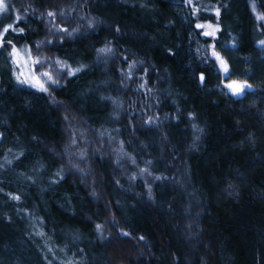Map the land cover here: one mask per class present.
Listing matches in <instances>:
<instances>
[{"label": "trees", "instance_id": "obj_1", "mask_svg": "<svg viewBox=\"0 0 264 264\" xmlns=\"http://www.w3.org/2000/svg\"><path fill=\"white\" fill-rule=\"evenodd\" d=\"M255 1L9 0L24 33L8 38L58 84L18 83L0 58V264H264Z\"/></svg>", "mask_w": 264, "mask_h": 264}, {"label": "snow or ice", "instance_id": "obj_2", "mask_svg": "<svg viewBox=\"0 0 264 264\" xmlns=\"http://www.w3.org/2000/svg\"><path fill=\"white\" fill-rule=\"evenodd\" d=\"M186 2L188 4H192V0H186ZM10 5H8L5 0H0V14H6L11 10ZM253 10L255 11V5H253ZM47 15L49 17H55L56 13L49 11L47 13ZM215 15L217 18H219L220 16V9L216 8L215 9ZM22 17L20 15H15L14 17H7L8 22L4 23V24H0V48L5 46V43H7L8 46L11 47V51L9 52V56L13 57L14 62L16 60V57L19 56V51L16 48V45L12 43L11 40H7L5 42V40L3 39L6 34L10 33V32H15L18 34H23L24 33V28H18L16 25L21 21ZM257 19L264 21V15H257ZM197 28H207L209 29V31H205L203 33V35L205 36H211V37H215L216 33L218 31H220V27L219 24L217 23L215 26H213L211 23L205 25V24H197L196 25ZM60 31L63 32H67V29H59ZM73 31H76L75 29H73ZM117 31H119V29H117ZM259 43L261 45H264V40L259 41ZM37 48L40 47V44L37 43L36 45ZM211 56L212 58L217 61L219 63V66L223 69V71L227 74L229 72L228 69V65L226 63V61L223 59V57L220 55L219 52L216 51V46L213 44L211 45ZM26 51L28 52L29 57H31V51L30 49H26ZM99 53H111L112 52V48L109 47L108 45H105L104 48L98 49ZM33 64H41L42 61L39 58L34 59ZM57 64L62 65L63 68L67 69V75L72 76L75 75L77 72L81 71L83 66L76 68L75 70L71 69L70 66H68L65 62L57 60L56 61ZM133 65H129V67L131 68ZM23 75V74H21ZM46 78V80L44 79ZM17 82L21 83V84H30L32 87H36L38 88L40 91L43 92H48V87L46 86V84H52V85H56L58 84V80L56 78H54V76L52 75V73L48 70H45L44 72L40 73L39 76L33 72L27 79L25 80H21L19 76L16 77ZM205 80V77L203 74H201L200 76V81L201 83H203ZM141 87H143V85H141ZM227 88L230 89V91L232 92L233 95L239 96L242 93L245 92L246 89H251L252 85L248 84L247 82H237V81H232L231 83H228L226 85ZM190 118H191V114H190ZM152 122V118L149 117L148 121H146V123H151ZM73 143H75V141H73ZM133 163H135V161H133ZM147 163H151L150 161ZM147 169H141V173L146 172ZM59 175V173H57ZM149 175H151V173H149ZM155 179L159 180L162 179V177H155ZM149 196L151 198V190L149 189ZM12 199H19L18 196H13ZM96 228L98 230H100L102 228L101 225H96ZM121 235L127 236L128 233L126 232H121ZM140 240H143L144 237H139Z\"/></svg>", "mask_w": 264, "mask_h": 264}, {"label": "rangeland", "instance_id": "obj_3", "mask_svg": "<svg viewBox=\"0 0 264 264\" xmlns=\"http://www.w3.org/2000/svg\"><path fill=\"white\" fill-rule=\"evenodd\" d=\"M262 3H264V0H260ZM5 2L10 5L9 0H5ZM249 3L251 5V8L253 9V5H255V12H259L260 8L259 5L256 3L255 0H249ZM11 6V5H10ZM12 10V8H11ZM11 10L6 13V14H0V24H4L7 23V17H14L15 15H18L15 11L11 12ZM199 24H203V23H199ZM207 25V24H205ZM213 25V24H212ZM205 31H209V29L204 28L203 32ZM9 34V33H8ZM8 34H6V36L3 38L5 40V42L7 40H11L8 38ZM12 37V36H9ZM13 41V39H12ZM7 43H5V48H2V52L0 55V58H2L3 60L8 61V65H13V67L15 68V70L17 71V73L24 77V78H28L33 72H34V66H33V60L35 58H33V56L31 55V57H29L28 52L26 51V49L29 48H20L18 46H16V48L19 51V56L16 57V60L14 62L13 57L9 56V52L11 51V47H8L7 50ZM23 74V75H21Z\"/></svg>", "mask_w": 264, "mask_h": 264}, {"label": "water", "instance_id": "obj_4", "mask_svg": "<svg viewBox=\"0 0 264 264\" xmlns=\"http://www.w3.org/2000/svg\"><path fill=\"white\" fill-rule=\"evenodd\" d=\"M232 81H237V82H241V83H243V82H247L248 84H251V83H250L249 81H247V80H243V81H239V80H231V81H226V82H224V83H223V86L226 88L227 93H228L229 95L233 96L234 98L242 97L246 92H250V91L253 90V86H252L251 89H246L245 92L242 93V94L239 95V96L233 95L232 92L230 91V89L226 87V85H227L228 83H231ZM251 85H252V84H251Z\"/></svg>", "mask_w": 264, "mask_h": 264}]
</instances>
